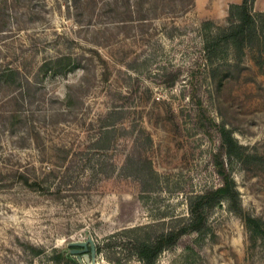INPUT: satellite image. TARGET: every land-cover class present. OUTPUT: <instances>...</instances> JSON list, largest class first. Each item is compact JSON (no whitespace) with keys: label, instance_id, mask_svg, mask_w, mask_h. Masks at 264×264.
<instances>
[{"label":"rangeland","instance_id":"obj_1","mask_svg":"<svg viewBox=\"0 0 264 264\" xmlns=\"http://www.w3.org/2000/svg\"><path fill=\"white\" fill-rule=\"evenodd\" d=\"M240 1L0 0V264H59L89 237L81 264H142L125 230L178 229L222 182L220 123L246 145L228 163L242 207L264 218V47L213 55ZM207 222L157 264H264L226 203Z\"/></svg>","mask_w":264,"mask_h":264},{"label":"trees","instance_id":"obj_2","mask_svg":"<svg viewBox=\"0 0 264 264\" xmlns=\"http://www.w3.org/2000/svg\"><path fill=\"white\" fill-rule=\"evenodd\" d=\"M256 0H241L240 2H232L229 6V18L231 25L223 28L213 37V55L217 56L224 51L226 45L233 44L241 49L253 38H256L264 47V11L254 9ZM260 17V23L257 20ZM257 16V17H256ZM13 67H7L3 71V75L10 76L15 73ZM220 132L222 145L225 150L226 157L216 160L215 165L222 182L213 188L206 189L201 192L193 193L188 199L189 215L178 229H169L162 231L156 236L145 233L151 225H136L129 227L127 231L139 232L134 236H128L134 246V254L142 262V264H157V259L161 251L169 248L177 242L180 235L195 231L203 234L208 227V214L213 207L227 204L228 209L238 213L244 220V224L248 231L249 239L252 243L260 239H264V218L255 216L245 211L242 207L240 191L237 187L236 180L231 172L228 163L233 159L242 158L246 145L241 143L234 135L231 127L225 123L217 124ZM25 181L29 185H40L37 179L25 176ZM100 248L98 247L97 250ZM56 263L59 264H81L80 260L73 256L71 252L59 251L56 255Z\"/></svg>","mask_w":264,"mask_h":264},{"label":"water","instance_id":"obj_3","mask_svg":"<svg viewBox=\"0 0 264 264\" xmlns=\"http://www.w3.org/2000/svg\"><path fill=\"white\" fill-rule=\"evenodd\" d=\"M88 243L90 244L92 255L94 256L96 253V245H95V242L92 240L91 237H89L87 240H80V241L71 242L70 245H75V246H73L70 250H71V252H77V251H81L83 249H87Z\"/></svg>","mask_w":264,"mask_h":264}]
</instances>
